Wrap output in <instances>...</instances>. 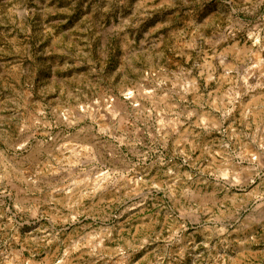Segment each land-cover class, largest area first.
<instances>
[{
    "label": "rangeland",
    "instance_id": "1",
    "mask_svg": "<svg viewBox=\"0 0 264 264\" xmlns=\"http://www.w3.org/2000/svg\"><path fill=\"white\" fill-rule=\"evenodd\" d=\"M0 264H264V0H0Z\"/></svg>",
    "mask_w": 264,
    "mask_h": 264
}]
</instances>
